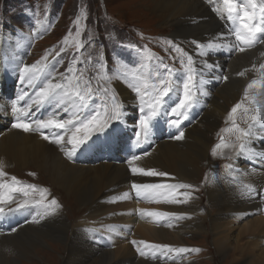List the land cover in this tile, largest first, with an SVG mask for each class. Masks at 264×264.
Here are the masks:
<instances>
[{
  "label": "bare ground",
  "instance_id": "1",
  "mask_svg": "<svg viewBox=\"0 0 264 264\" xmlns=\"http://www.w3.org/2000/svg\"><path fill=\"white\" fill-rule=\"evenodd\" d=\"M151 1L153 3L151 9L152 15L161 19L163 28L171 27L173 30L171 34L180 40H185L184 38L191 36L192 41L204 43L213 37H217L220 33H225L229 26L225 19L217 11H214V9H219L221 13L223 12L224 5L222 0ZM244 2L246 3V0ZM248 7L251 10V6L249 5ZM257 14L259 15V8H257ZM0 37V41H4V38L7 41H14V38L9 36L0 35ZM192 41L189 43L190 51H187V53L193 55L196 65L198 67L201 66L202 60L206 59L209 63L216 65V67L211 73L205 70L201 76L197 77L196 86L193 88V91L198 95V103L191 109L189 118L183 120L181 127L179 129L171 127L167 122L169 117L162 112L153 121L150 139L146 143L137 144L136 131L138 130L137 124L140 116V113L136 114L135 112L137 96L118 83L117 99L124 104L126 116L123 122L128 123V125L125 124L120 130V124L123 122L115 123L110 133L115 135L114 132L119 130L118 134L121 141L118 138L119 136L113 137L110 134L105 135L104 133L95 134L88 146L77 150L79 153L82 152V157H84L78 161L66 159L62 153V146L54 142V136L57 133L64 135L63 146L65 149L67 145H70L67 143V136L71 135L70 132L65 133L64 130L44 129L42 130L44 135L49 136V139L46 140L43 138L41 130L35 124H33V130L29 132L12 127L17 118L16 114L12 112L13 102L18 101V97L24 91L33 96L34 92L38 90L36 85L28 86L27 81L21 82L20 80V69L24 65L31 63L24 64L21 59L22 63L19 66L17 65L16 79L3 81L0 78L1 169L3 170L8 167L24 169L27 166H33V169L39 171L42 169L46 172L44 174L50 179L52 185L68 193L69 195L67 196H71L79 204L84 203L89 205L88 211L83 218L81 217L82 220L79 219L80 222L74 228L72 224L75 225V223L69 224L64 211L61 210V206L53 214L45 216L46 218L44 217L42 220L40 219V215L44 209L35 204L16 211L13 216L11 212L0 215V242L6 243V237H11V241L16 243L14 253L5 248L3 249L4 252L2 251L3 253H6V255L12 253L18 256H23L27 253L30 257L38 255L39 258L37 259L39 261H28L42 263L44 262L42 260L44 258L40 256L39 251L42 250V246H46V243L54 239V243H49L53 244V249L51 247V251L47 254L48 257L44 256L46 259H52V257L58 259L57 255L60 253L56 251L54 245H57L58 248L59 241H63L66 245H64L66 250H69L72 256L71 258L67 255L63 256L62 262L65 264H82L88 261L86 257L91 258V256L98 258L94 259L93 264H132L133 262L137 264L141 260L143 262L159 263L164 258H171L176 255L180 256L183 253L163 250L161 255L153 258L152 253H150L151 249L146 248L145 245L140 243L138 247L142 251H145L147 256H141L137 251V247L129 250L132 253H130V257L127 258L126 256L119 261H113L116 253H113L114 250H107L105 248L106 241L99 230H102L101 227L106 222H115L114 227L116 228V232L122 234L127 230L128 226L133 225V227H130V229H133V233L138 231L144 236L143 239H147L146 242L149 244H160L162 243L158 242L160 240L170 245L176 241V239H172L174 235L172 231L175 230L181 233V227L187 228L192 233L200 232L203 229L204 220L207 223L209 221L213 233L218 232L219 235L216 236L214 243L218 252L224 255L229 247H232L234 252H239L241 249L245 250L246 248V243L242 242L235 243L232 246L230 236H227L229 231H225L222 228L224 220L226 219V223L229 221L238 223L244 216L252 214V212L263 213L257 216L258 218L243 219L246 223L244 222L240 227L241 234L242 236L245 234L251 236V240L260 235L264 237V209L258 210L261 205L264 207V196L260 197V195L264 194V165L260 161V155L264 152V130L256 131L255 136L247 141V147L243 153L249 157H239L237 155L239 149H236V146L240 144V141L237 139L239 133L234 127L230 126L227 128L226 124H224L229 121L228 113L235 105L234 102H231L232 99H238L242 93L241 113L237 112L235 117L241 115L245 117V120L235 121L239 128L247 129V122L248 120L250 121V117L253 115H258L259 122H264V70L260 68V65L264 64V41L258 42L252 47L240 45L245 48L244 51H231L234 59L227 68V79L224 76L222 77V67L215 60L218 59L219 61L220 58L225 57V54H223L224 56L219 55L217 53L218 49H216L212 50L206 57H201L198 54L199 50L196 48V45L192 44ZM232 42L235 43L234 37H232ZM27 43L28 41L26 45ZM23 48L25 49L26 46ZM129 53L126 52L128 58H133L134 56L129 55ZM0 59H2V54L0 55ZM8 59V56H6V61H0V73L5 77L4 66ZM226 59L228 58L226 57ZM14 64L16 65V63ZM214 71V77L216 79L219 77L217 80H222L223 78V81L220 82V87L212 95L211 90L214 86L212 84L206 85V83L201 85L199 80H206L212 77ZM241 72L244 75H238ZM228 74H233L231 79ZM253 77H259L261 84L257 80L251 88H246L245 83ZM183 79V72L175 71L174 80L182 82ZM248 84L249 82L247 86ZM39 86L43 85L40 84ZM245 88L248 90V96L244 93ZM254 88L256 90L253 91ZM10 89L13 90L10 91ZM202 92H207L208 94L203 95L201 94ZM258 99L260 100L258 101ZM176 100L177 94L174 91L166 100L167 112H170ZM29 102V97H25L24 100L18 101L17 107L25 108ZM129 104L135 105L132 109L134 113L131 115L128 109ZM73 111L70 109L66 112L64 107L57 108L54 103L45 104L39 108L33 107L31 114L27 118V122L31 123L34 120H46L49 118L68 120L73 118ZM88 111L89 109L85 111V116ZM204 117L205 119L207 117V121L203 122L202 119ZM191 119H196V121L192 120L190 125ZM131 125L134 127L133 129ZM224 129H226V132L230 129L231 133H226L225 131L222 133V146L217 148L215 154H213V147L221 143L220 137L214 138V132L216 133ZM256 129H259V123H257ZM211 130L212 134L210 136ZM180 131L184 133L183 138L175 139L174 137L179 135ZM121 145L124 150L118 153L115 149ZM133 155L139 156L140 159L131 161ZM227 165H232L231 171L227 170ZM132 167L144 168L145 170L155 169L166 172L169 175L165 177L145 176L133 173ZM211 168L216 170V172L207 175L206 171L211 170ZM200 171L201 174L199 176ZM3 178L4 176L0 177V180H3ZM198 178H202L201 180L206 179L207 182L203 198H198L189 189H174L172 191H165L162 195L144 197L143 202L145 205L142 201L138 205L135 199L137 195L131 187L133 183L197 184ZM247 186H251L256 190L251 197L247 195ZM184 191L190 192L191 196L184 197L180 195ZM124 193H129L127 198L123 195ZM173 197L179 200H187V202L179 204L165 202L166 198ZM204 202L208 204L210 209V212L207 214L202 212ZM138 206L140 209L171 212L183 214V216H150L141 213ZM197 211L199 212L196 219L192 214L197 213ZM182 223L183 226L180 227H176L175 225ZM69 226L71 228L68 231ZM89 226L92 229L91 232H88ZM94 226L98 229V232L94 230ZM262 230L263 232L258 234ZM67 233L69 234V239L71 238L72 241L67 240ZM90 235H92V238ZM247 241L245 240V242ZM175 245L170 246L175 248ZM82 246H86L89 249L86 257L81 255ZM109 246L111 247L112 245ZM180 246L183 248L182 245ZM121 250H125V246H122ZM120 253L121 251L118 254L120 255ZM261 253V256L258 254L248 256L245 264H264V254ZM2 258L3 256H1V260ZM9 261L10 264H14L17 260L16 258H12Z\"/></svg>",
  "mask_w": 264,
  "mask_h": 264
},
{
  "label": "rangeland",
  "instance_id": "2",
  "mask_svg": "<svg viewBox=\"0 0 264 264\" xmlns=\"http://www.w3.org/2000/svg\"><path fill=\"white\" fill-rule=\"evenodd\" d=\"M152 7L153 3L151 0H0V35L14 38V41H7L6 38H4V41H0V55L2 54V59H0V61H6V56L9 58L5 63V66L3 64L6 77L0 73V78L3 81H8L13 78L16 79L18 66L22 63L21 59L24 64L31 63L33 65L37 62H44L42 58L47 57L49 65H54L52 68V74L57 77L59 73H65L71 66L78 69L76 75L83 73L84 80L90 81L93 88L111 87L118 93L117 87L119 83V85L127 88L128 91L137 96V94L129 87V84L134 82L133 76L136 75L140 76L142 79H148L149 83L154 82L152 78L155 76L157 70L162 68V65L160 64L161 60H163L164 65L172 68L173 72L181 69L182 65L179 59L181 54L175 50L174 46H179L187 53V51H190L189 43L192 41L191 36L184 38L185 40H180L175 37V35L171 34L173 33V30L169 26L163 28L161 25V19L152 15ZM78 18L79 21L77 24L76 21ZM77 27L80 29L79 35H77ZM66 36L68 37V43L64 42ZM27 41L28 43L26 45ZM168 41H171L172 44H169ZM77 43L84 45L79 52H77ZM24 46H26L25 49L23 48ZM61 48H64L65 51L56 57V53L60 52ZM12 49L14 50L11 51ZM24 50L25 52L23 53ZM126 52H130L129 55L134 57L131 59L128 58ZM217 53L222 56L225 54L224 58H220L219 61L218 59L215 60L222 67V77H226L227 68L234 59L233 53L224 48L218 49ZM53 57H56V59L53 60ZM173 57L177 58L173 59ZM226 57L228 59H226ZM77 60H81L82 63H76ZM228 62L230 63L228 64ZM14 63H16V65ZM214 74L215 71L213 72L212 77L206 79V85L212 84L214 86L211 90L212 95H214L216 90L220 87V82L223 81V78L222 80H217L214 77ZM69 75H71V73H69ZM228 76L231 79L233 74H228ZM253 80L259 81V77H253L251 80L247 81L245 83L246 88L247 83H251ZM259 84H261L260 81ZM12 90L13 89H10V91ZM254 90L256 89L254 88L253 91ZM242 96L243 93L238 99L233 98L231 102H234L235 105L241 103V100L243 99ZM260 99H258V101ZM102 100L103 94L100 93L96 97L95 102L91 104V108L87 115L91 113L92 108H96L103 113ZM176 102H178V100H176ZM133 106L135 105H128L130 115L134 113V110H132L134 108ZM135 112L136 114L140 113L138 106L135 107ZM237 112L240 114L241 109H238ZM192 120L196 121V119H191L190 125ZM236 120H245V117L241 115L236 116L235 121ZM202 121H207V117L206 119L204 117ZM125 124L128 125V123L124 122L120 124V130ZM224 124H226L227 128L230 126L233 127V122L230 119ZM131 127L132 129L134 128L132 125ZM224 131L226 132V129H224ZM224 131L214 132V138L220 137L219 140H221V135ZM118 133L119 130L114 132L115 135L112 133L109 134L113 137H117L119 136ZM226 133H231V130L228 129ZM211 134L212 130L210 136ZM118 138L121 141L120 136ZM239 145L240 144L236 146V149H239ZM71 147V145H67L64 149L63 146L62 153L66 159L70 161H78L84 158L82 157L83 153H79L78 151L69 157L66 153ZM123 150L122 145L115 149L118 153ZM238 156L249 157L245 153L239 154ZM260 161L264 165V152L260 155ZM1 168L2 167H0V170L7 174L3 178L5 182L11 183V177L14 176L22 182L19 186L37 185L38 187L35 190H29L28 197H25L23 193L20 192L11 193L13 200L9 204L0 206L15 208L17 203H23L25 199L39 200L43 197L45 203H48L52 198H55L58 204H60L61 210L64 211L69 224L72 222L75 223V225L72 224L73 228L78 225L77 223L82 220L88 211L89 205L84 203L79 204L71 196H67L69 195L68 193L63 192L52 185L50 179L44 174L46 172L42 169L41 171L36 169L37 172L33 169V166H27L24 169L8 167L2 170ZM214 172H216V170L211 168V170L206 171V174L210 175ZM200 174L201 171L199 176ZM201 179H199L197 184L192 183L191 185L193 187L189 189L198 198L204 197L205 184L207 183L206 179ZM40 189H46L47 191L42 193ZM261 196H264V194L260 195V197ZM135 199L138 205L141 204V201H144V197L141 198L136 196ZM129 205L130 207L132 206L131 204ZM131 208H133V206ZM138 209H140L139 206ZM263 209L264 207L262 205L258 208V210ZM209 210L208 204L204 202L202 212L207 214L210 212ZM198 212L199 211H197V213L195 212L196 214H192L196 219L198 218ZM15 213L16 211H12V216L15 215ZM262 213L263 212H252V214L244 216L243 219L258 218L257 216L262 215ZM243 219L238 223H233V221L226 223L225 219L222 228L225 231H229V234L226 235L230 236L232 246L239 242L246 243L245 250L241 249L239 252H234L233 248L229 247L224 255L220 254L214 243L216 236L219 234L218 232L213 233L209 221L207 223L203 220V229L196 233H192V231L187 228H181L180 226H183V223L175 224L176 227H180L182 232L179 233L175 230L172 231L174 233L172 239H176V241L170 244H176L175 248H181L180 245H182L183 248H196L199 249V251H188L180 254V256L176 255L171 258L167 257L162 259L159 263L150 261L143 262L141 260L137 262V264H245L248 256L252 254L260 255V253L264 251V237L260 235L254 240H251V236H247V234L242 236L240 227L245 222ZM114 225L115 222H106V224L101 227L102 230L99 231H101V234L106 241L105 248H107V250H114L113 253H116L113 257V261H119L126 256L127 258L130 257L132 253L129 250L137 248L141 241H146L147 239H143L144 236L138 231H135V233L137 232L136 234L133 233V229H130L133 225L128 226L127 230L122 234L116 232ZM70 228L71 226H69L68 231ZM94 230L98 232V229H96L95 226ZM91 231L92 229L89 226L88 232ZM260 232H263V230L259 231L258 234ZM90 237L92 238V235H90ZM6 239V243L0 242V261L3 260L0 264H10L9 260L12 258H16L17 260L14 264H44V262H46V264H65L62 262L63 256L65 257L67 255L69 258L72 257L69 250H66L65 243L59 241L58 248L57 245H54L56 251L60 253L57 255L58 259L56 257L46 259V257H48L47 254H49L48 252L51 251V247L53 249V244H49L54 243V239H51L49 243L45 244L47 247L42 246V250L39 251L40 256L44 258L42 259L44 262H29L28 260L39 261L37 259L39 258L38 255L32 257H30V255L28 256L27 253L23 256H18L17 254L13 255L12 253L15 252L14 247L16 243L11 241V237H6ZM67 240L72 241L71 238L69 239L68 233ZM245 240L247 242H245ZM133 241H136L137 243L134 245L132 243ZM158 242H162L160 244L166 243L160 240H158ZM109 245L112 246L110 247ZM121 245L125 246V250H121ZM82 247L83 250L81 251V255L86 257L89 249H87L86 246ZM4 248L12 253L6 255V253H3ZM120 251L121 253L119 255L118 253ZM152 252L153 250L151 249L150 253ZM162 252L163 251H161L159 255H161ZM261 254H264V252ZM44 255H46V257ZM1 256H3L2 260ZM86 258H88V261L82 264H93L94 259L97 257L91 256V258ZM132 264L136 263L133 262Z\"/></svg>",
  "mask_w": 264,
  "mask_h": 264
},
{
  "label": "snow or ice",
  "instance_id": "3",
  "mask_svg": "<svg viewBox=\"0 0 264 264\" xmlns=\"http://www.w3.org/2000/svg\"><path fill=\"white\" fill-rule=\"evenodd\" d=\"M224 10L221 13L219 9H214L219 15L228 23V28L225 33L218 34L217 37H213L207 42H198L193 40L192 44L196 45L199 50L201 57H206L212 50L216 49H227L229 51L238 50L244 51L245 48L240 45H246L248 47L254 46L256 43L264 41V0H222ZM251 6L249 10L248 6ZM257 8H259V15L257 14ZM79 18L76 23L78 24ZM80 29L77 27V35H79ZM232 37L235 38V43L232 42ZM65 43H68V37H65ZM172 44L171 41H168ZM84 45L77 43V52ZM175 50L181 55L179 57L182 65L181 69L176 71H182L184 79L182 82L174 80L175 72L172 68L163 64V60L160 61L162 65L161 69H158L155 76L152 78L154 82L149 83L148 79H142L140 76H133L132 83L129 87L137 94V106L140 112L137 131H136V142L146 143L150 139L152 132L153 121L157 119L162 112L166 114L168 118V124L171 127L179 129L182 125L183 120L189 118L191 109L198 103V95L193 91L196 86L197 77L201 76L206 70L211 73L216 65L209 63L206 59L202 60L201 66H197L193 55H190L179 46H174ZM65 49L61 48L60 52L56 53L58 57ZM53 57V60L56 59ZM186 57V62H185ZM177 57H173L176 59ZM44 63L37 62L33 65H24L20 69V80L21 82L27 81L28 86L36 85L38 90L34 92L33 96H30L27 91L22 92L18 97L19 100H24L25 97H29L30 102L25 108L17 107L18 101H14L12 104V112L16 114V122L12 124L13 128L21 129L25 132L33 130V124L41 130V134L44 139H49L48 135H44V129L64 130L65 133L70 132L71 135L67 136V143L72 147L66 153L69 157L74 155L76 151L82 147L88 146L92 141L95 134L104 133L109 134L115 123L123 122L126 116L124 111V104L117 99L118 93L108 88H93L91 82L84 80L83 73L76 75L78 69L75 67H69L65 73H59L58 77L52 75V68L54 65H49L48 58H42ZM91 59V58H89ZM76 63H82L81 60H77ZM38 65H40L38 67ZM260 68L264 70V64L260 65ZM71 73V75H69ZM238 75H244L243 72ZM219 77H217L218 79ZM227 79V77H225ZM199 83L203 85L207 83L206 80L200 79ZM256 81L253 80L248 84V88H251ZM42 84L43 86H39ZM176 91L177 100L174 106L171 107L170 112L166 110V100ZM103 94V113L98 109L92 108L91 113L84 115L85 111L91 108V104L95 102L96 97ZM201 94L207 95V92ZM247 96V89L245 91ZM55 104L57 108L64 107L67 112L70 109L72 112V119L62 120L59 118L53 119H40L34 120L31 123L27 122V118L31 114L33 107L39 108L45 104ZM67 106V107H65ZM242 107L241 103H237L228 113V119L232 120L233 127L239 133L237 139L240 141L239 152L237 155L242 154L247 147V141L255 136L256 131L264 130V122H259L258 115L250 117L247 129H241L235 122V114L238 109ZM247 111V109H245ZM259 112V110H257ZM259 123V129H256V125ZM224 131V130H222ZM184 136L183 131L179 132V135L175 136V139H182ZM65 140L64 135L56 134L54 136V142L60 144L63 150V143ZM223 143L216 144L213 147V154L216 149L220 148ZM226 146V145H225ZM147 155V153H145ZM140 159L139 156L133 155L131 161ZM2 167V162H0ZM227 170H232V165L226 166ZM133 173H139L145 176H160L165 177L169 175L163 171H157L155 169H147L132 167ZM7 175L3 171H0V177ZM215 179V177H214ZM20 182L16 177H11V183L0 180V205L9 204L13 197L11 193L20 192L25 197L29 196V190L37 189V185H26L19 186ZM132 189L135 191L137 197H151L156 195H162L165 191H172L174 189H191V184H132ZM248 187V193L250 197L255 193V189L251 186ZM42 193L46 192V189H40ZM125 198L129 193L123 194ZM184 197H190L191 193L184 191L180 193ZM165 202L179 204L186 203L187 200H179L176 198H166ZM41 206L44 211L40 215V219H44L45 216L53 214L56 209L60 207L57 200L52 198L48 203H45V199L42 197L39 200L25 199L23 203H17L15 208L0 206V215L6 214V212L19 211L23 208L29 207L31 204ZM141 213L158 216V217H182L183 214L162 212V211H149L146 209H140ZM39 222V221H35ZM15 231V229H13ZM134 245L136 241L132 242ZM141 244L145 245L146 248L152 249V257L156 258L159 253L163 250L169 252L184 253L188 251H199V249H186V248H172L167 244H149L146 241H141ZM138 253L141 256H147L145 251H142L139 247L137 248Z\"/></svg>",
  "mask_w": 264,
  "mask_h": 264
}]
</instances>
